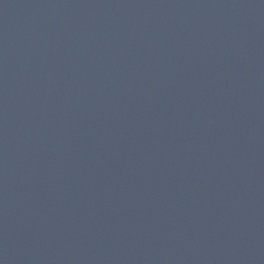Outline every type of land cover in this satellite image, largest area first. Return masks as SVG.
I'll return each instance as SVG.
<instances>
[{"label": "water", "instance_id": "1", "mask_svg": "<svg viewBox=\"0 0 264 264\" xmlns=\"http://www.w3.org/2000/svg\"><path fill=\"white\" fill-rule=\"evenodd\" d=\"M0 264H264V0H0Z\"/></svg>", "mask_w": 264, "mask_h": 264}]
</instances>
